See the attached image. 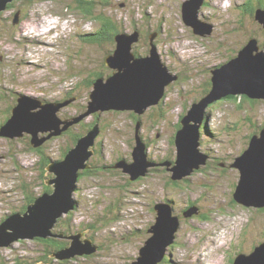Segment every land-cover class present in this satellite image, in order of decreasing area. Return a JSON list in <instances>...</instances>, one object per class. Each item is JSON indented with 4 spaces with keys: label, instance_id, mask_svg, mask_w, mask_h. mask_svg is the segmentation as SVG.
Masks as SVG:
<instances>
[{
    "label": "rangeland",
    "instance_id": "374dc122",
    "mask_svg": "<svg viewBox=\"0 0 264 264\" xmlns=\"http://www.w3.org/2000/svg\"><path fill=\"white\" fill-rule=\"evenodd\" d=\"M90 2H94L90 16L78 7V0H11L0 9V126L24 98L27 105H35L30 112L49 107L68 122L58 135L48 136L54 128L38 131L40 144L25 130L19 136L0 135V223L14 213H28L26 198L34 202L46 185L52 188L47 179L56 175L46 167L62 160L94 124L99 129L88 147L91 154L83 160L92 169H78L70 194L73 206L47 228L65 235L46 236L54 237L55 243L67 240L70 244L59 251L70 254L78 234L77 248L86 247L91 253L66 257L52 253L54 245L42 239L19 237L0 245V264H16V260L58 264L62 258L67 264H145L146 260L233 264L238 255L264 242V206H246L233 197L240 178L233 164L252 137L264 130V98L237 94L210 101L200 119L204 133L199 148L207 154L198 168L180 175L177 182L170 169L177 159L173 138L187 109L210 90L206 88L212 86L213 69L239 58L250 39L257 52H264V0ZM36 10L43 15L39 24L49 20V26L35 32L22 30L38 25L30 15ZM103 14L113 22L108 32L102 28L104 22L95 18ZM185 16L194 25L186 24ZM47 29L52 31L43 34ZM116 36L129 47L131 61L132 54L135 58L155 54L173 77L159 103L142 113L117 109L86 113L95 81L102 76L106 82L111 71H118L105 63L115 54ZM147 66L152 69L153 60ZM98 73L101 76L96 77ZM36 101L43 105L36 106ZM137 135L150 165L145 175L132 179L122 164L132 163ZM160 212L168 213L169 226L175 227L172 234L166 233L169 243L158 253L141 254Z\"/></svg>",
    "mask_w": 264,
    "mask_h": 264
},
{
    "label": "water",
    "instance_id": "95a60500",
    "mask_svg": "<svg viewBox=\"0 0 264 264\" xmlns=\"http://www.w3.org/2000/svg\"><path fill=\"white\" fill-rule=\"evenodd\" d=\"M5 1L0 0L1 9L5 7ZM188 17L190 18V16ZM192 17H194L193 14ZM183 20L186 24L194 25L191 18V22L188 21L186 16L183 17ZM248 47L251 50L249 49V52H246L245 55L241 52L238 59L231 58L220 69L212 70L214 75L210 90L199 100L192 103L190 109L180 119L181 126L174 135L178 157L170 168L173 172L171 175L173 180H176L179 175L189 174L191 170L199 166L200 158L204 155V152L199 148V139L203 134L200 129V119L205 107L211 103L210 101L221 96L226 97L237 94L254 97L258 95L257 88L262 90L264 98V52H257L251 39ZM254 50H256V53H253ZM120 54L131 55L129 47L118 43L114 56ZM141 63L145 66L144 60H141ZM153 63L154 66L151 70L146 67L138 70L141 81H138V79L136 81L132 77L136 73V68L134 70L130 60L116 64L119 71H116L112 76L108 75L106 82L103 81L102 76L95 81L96 89L95 92L93 91L92 97L96 105L93 101H89V108L86 113L109 109L133 110L142 113L147 106L159 103L164 95L165 85L169 83L173 76L167 74L159 56L156 59L154 58ZM111 66L113 67V64ZM151 72L153 73L154 83H152L150 91L147 86L152 81L149 74ZM113 82L115 83V93L112 92L111 87ZM155 87L158 88L157 92L154 90ZM18 100H20V97H18ZM21 102L26 105L29 103L26 98L22 99ZM36 105L43 104L36 101ZM31 113L13 107L8 121L0 126V135L14 133V135L19 136L22 135L24 130H27L32 133V139L36 140L39 130L46 131L54 128L55 133L51 132V134L58 135L62 129L68 127V122L57 117L55 110H51L49 107ZM61 124L63 125L61 126ZM139 127V124H137L136 130H139ZM98 132V126L94 124L89 131L85 132V135L77 140L74 148L68 151L61 162L50 163L46 167L56 175L54 178L47 179V183L54 182L53 192L50 195L43 193L31 205H28L26 209L28 215L25 212L23 215L14 213L2 221L0 223V245H6L19 237L28 238L32 235L43 236L45 234L61 235L60 233L52 234L47 231V228L50 227L52 220L62 214L61 211L71 207L69 193L73 186L72 182L77 176L76 170L78 167H85L83 160L91 154L88 147L93 144L95 135ZM40 141H38L39 144ZM136 143L132 152V163L129 165L127 163L122 164L124 169L132 174V179L145 175L150 165L149 160L146 161L144 157L142 145L139 143V135L136 136ZM233 165L240 172V180L233 192L234 200L246 206H264V130L261 131L260 136L254 135L252 137L250 146ZM166 215L158 213L157 222L152 226L153 234L145 240L144 246L139 251L141 254L154 253L157 247L155 242H161V239L165 240L167 231L172 230ZM5 228L12 231L6 232ZM73 247L77 250L71 251L70 254L91 253L90 249L81 251L77 248L78 246L74 245ZM70 254H65V256L68 257ZM237 257L238 259L234 264H264V243L255 246L250 255L240 254Z\"/></svg>",
    "mask_w": 264,
    "mask_h": 264
},
{
    "label": "bare ground",
    "instance_id": "6f19581e",
    "mask_svg": "<svg viewBox=\"0 0 264 264\" xmlns=\"http://www.w3.org/2000/svg\"><path fill=\"white\" fill-rule=\"evenodd\" d=\"M9 1H11V0H6L5 2H4V6L6 7V6H8V2ZM263 1V0H262ZM1 9V8H0ZM3 9V8H2ZM183 10V13H185V9L183 8L182 9ZM31 15V20H35V22H37L38 23V25H36L34 28H32V27H27V26H24L23 28H22V30H24V29H26V30H28V31H30V32H35V31H37L38 29H45L44 27L45 26H49V24L51 23V21H49V20H45L44 22H45V25L43 26V25H41V24H39V22H41L42 21V17H43V15H42V13H40L39 11H32V14H30ZM200 18V17H199ZM53 22V21H52ZM22 25V24H21ZM42 27V28H41ZM48 30L49 31H52L51 29H47V31H44V33L43 34H45V33H47L48 32ZM27 32V31H26ZM108 38V37H107ZM116 38V41H117V47H118V43L120 42V37H118V36H116L115 37ZM146 38V37H145ZM144 38V39H145ZM170 38V37H169ZM105 39V38H104ZM107 40V39H106ZM142 40V39H141ZM38 42H40V44L39 45H41L42 43H43V40H37ZM253 41V44H254V46H255V48L257 49V47H256V42L254 41V40H252ZM47 42V41H46ZM134 42V41H133ZM137 43V42H136ZM119 44H121V42L119 43ZM133 44V43H132ZM139 46V45H138ZM41 47V46H40ZM259 48V47H258ZM251 50V48H249L248 47V45L242 50V53L244 52V53H246V52H249L248 50ZM262 51H264V50H262ZM133 53V52H132ZM260 53H262V52H260ZM132 57H133V59H134V61H131L130 60V58H131V55H127V57H124L123 55H119V56H112L111 58H110V60H109V58L108 59H106V64H107V66L108 67H110V68H117V66H116V64H120L121 62H125V61H128V60H130L131 61V66H133L134 67V70H135V68H136V73L134 74V75H132V77L137 81V79H138V81H141V78H140V74H139V72H138V70L139 69H141V68H143V67H146V63H148V62H150V61H152V60H154V58L156 59L157 57H156V55L155 54H153L151 57H149V58H144V57H142V58H135L134 56H133V54H132ZM238 59V58H237ZM111 60H112V62H111ZM141 60H144V65L145 66H143L142 65V63H141ZM245 60L246 61H248V59L247 58H245ZM113 64V67L111 66ZM219 66V65H218ZM146 68H148V70H151V68L149 67V66H147ZM118 69V68H117ZM123 69H125V67H123ZM119 71V70H118ZM153 72V71H152ZM149 73L150 74V79L152 80V81H150L151 83H149V85L147 86L148 88H150V91H151V87H152V83H154V80H153V73ZM114 73H116V72H113V71H111V74L113 75ZM112 75H110V76H112ZM135 76V77H134ZM159 81V80H158ZM211 81H212V79H211ZM220 86H221V84H220ZM96 87V86H95ZM111 87H112V92L113 93H115L114 91L116 90L115 89V83L113 82L112 84H111ZM146 87V86H145ZM156 92L158 91V88L157 87H155V89H154ZM256 91H257V96H254V97H252V96H248V97H250V98H259V97H261V98H263V94H262V90H259L258 88L256 89ZM94 92H95V90H94ZM92 93H93V91L90 93V98L92 99V101H93V97H92ZM156 94V93H155ZM156 96H158L157 94H156ZM136 102H137V100H136ZM93 103H94V101H93ZM21 105L22 106H20L19 107V109L21 110V108H25L26 109V111L25 110H23V111H25V112H29L30 111V109H31V107H35V105H26V104H22L21 103ZM94 105H96L95 103H94ZM37 106V105H36ZM43 109V108H42ZM42 109H40V110H42ZM39 110V111H40ZM53 110H55V109H53ZM32 114V113H31ZM205 118V117H204ZM137 119V118H136ZM205 120V119H204ZM255 121V120H254ZM137 122V121H136ZM206 122V121H205ZM264 122V121H263ZM137 124H139V121L137 122ZM52 129V128H51ZM208 129V128H207ZM25 131H27V130H25ZM39 131H43V130H39ZM46 131H50V130H46ZM27 132H29V131H27ZM30 134H32L31 132H29ZM52 133H55V132H52ZM211 133V132H210ZM14 134V133H13ZM13 134H10V135H7V136H12ZM4 135H6V134H4ZM48 136H51V132L48 134ZM82 137V136H81ZM242 137V136H241ZM250 137V136H249ZM45 138V137H44ZM43 138V139H44ZM174 139V138H173ZM250 139V138H249ZM37 140V141H36ZM36 140H34L33 139V142H35V143H37L38 141H39V139H38V133H37V139ZM143 142H145L144 140H143ZM148 142V141H147ZM43 144V143H42ZM148 144V143H147ZM246 145V144H245ZM73 149V148H72ZM177 157H178V155H177ZM63 159H64V157H63ZM62 159V160H63ZM240 159V157L239 158H237L235 161H238ZM62 160H58V161H54V162H52V163H56V162H61ZM84 161H85V159H84ZM83 161V163L85 164V167L87 166V168H90L89 167V164H87V163H85ZM132 161V160H131ZM164 161V160H163ZM150 163V162H149ZM156 165V164H155ZM155 167V166H154ZM80 167H78L77 168V170H76V172H77V176H76V178H75V180H74V182H72V189L70 190V193H69V198H70V206L72 207L73 205H72V202H74L72 199V196L70 195L71 194V192H72V190H74L73 189V187L75 188V181H76V179H77V177H78V175H79V173H78V169H79ZM157 168V167H156ZM131 174V173H130ZM131 176H132V174H131ZM180 176V175H179ZM55 177V176H54ZM54 177H51V178H54ZM139 177V176H138ZM50 178V179H51ZM131 178V177H130ZM240 180V179H239ZM239 182V181H238ZM49 183H51V184H54V182H49ZM164 184H166V183H164ZM171 186V185H170ZM169 186V187H170ZM47 188H48V186H46ZM171 188V187H170ZM43 192V191H42ZM51 192H53V185H52V191H50V192H44V194H47V195H50L51 194ZM41 196V195H40ZM40 196H38V197H40ZM37 197V198H38ZM33 203V202H32ZM32 203H30L29 205H31ZM70 207V208H71ZM259 207H263L262 205H260ZM69 208H67L65 211H61V213L62 212H66L67 210H68ZM165 211H166V209H164ZM264 210V209H263ZM162 215L163 214H165V213H163V212H160ZM182 213V212H181ZM16 214H20V213H16ZM27 215H28V213H26ZM167 215H166V217L167 218H169L168 217V213H166ZM23 215V214H22ZM60 215V214H59ZM62 216V215H61ZM159 217V216H158ZM157 217V218H158ZM165 217V218H166ZM181 218H183V217H181ZM156 222H157V220H156ZM170 224V223H169ZM174 228L175 227H173L172 228V230L171 231H167L169 234H172V231L174 230ZM152 230V229H151ZM48 231V230H47ZM53 234V233H52ZM56 234H58V233H56ZM61 234V233H60ZM38 235H32V236H30V237H37ZM43 236H47V234H45V235H43ZM51 236H53V235H51ZM72 237H74V235H72ZM75 238V241L73 242V246L74 245H76V246H78V243L80 242L78 239V234L76 235V237H74ZM159 240L161 239L160 237L158 238ZM161 240H163V239H161ZM156 243V250L154 251V253H158L160 250L159 249H161V248H164L165 247V245L167 244V243H169V239H167V240H165V241H161V242H155ZM261 243H264L263 241H261ZM260 243V244H261ZM260 244H258V245H256V246H259ZM73 248V247H72ZM79 248V247H78ZM86 248V247H85ZM84 248V249H85ZM255 248V247H254ZM74 249V248H73ZM87 249V248H86ZM76 250V249H75ZM254 249H252L250 252H246V253H242V255H250L251 253H252V251H253ZM81 251H83V250H81ZM91 251V250H90ZM56 253H59V254H65V253H62V251H60V252H56ZM55 253V254H56ZM85 253V252H84ZM84 255V254H83ZM157 255V254H156ZM155 254H154V256H156ZM64 255H61V257H63ZM159 258V257H158ZM238 259V258H237ZM237 259H236V261H237ZM157 259H153V261L155 262ZM148 260H146V261H144L145 262V264H149L148 262H147ZM235 261V262H236ZM234 262V263H235ZM233 263V264H234Z\"/></svg>",
    "mask_w": 264,
    "mask_h": 264
},
{
    "label": "trees",
    "instance_id": "16d2710c",
    "mask_svg": "<svg viewBox=\"0 0 264 264\" xmlns=\"http://www.w3.org/2000/svg\"><path fill=\"white\" fill-rule=\"evenodd\" d=\"M91 0H78V7L79 8H81L82 9V12L84 13V14H89V16L93 13V8H91V6H93V3L95 2H90ZM84 3V4H83ZM10 4H8V6H9ZM90 10H91V13H90ZM88 16V15H87ZM96 19H99V20H101L102 22H104V25H106L105 27H102L104 30H105V32H108V28L110 29L111 27H112V20L110 19V17H108V16H106L105 14H103V15H96V17H95ZM111 26V27H110ZM112 32H114V29H113V31ZM113 35H114V33H112ZM261 48V47H260ZM106 63V62H105ZM107 65V64H106ZM98 76H101V73H98V74H96V77H98ZM210 87H211V85L209 86V88L207 89L206 88V91H208L209 89H210ZM243 96L245 95V94H242ZM234 95H228V96H226V97H233ZM160 110H161V107H160ZM188 110V109H187ZM161 114V113H160ZM137 118V117H136ZM139 121V120H138ZM92 124L90 123L89 124V126H91ZM177 126V129L178 128H180V126H181V123H180V121L178 122V124L176 125ZM83 129V128H82ZM83 133V132H82ZM204 133V132H203ZM253 133H251V135H252ZM79 135L77 134V136L76 137H74V139H76L77 137H78ZM248 142H249V140H248ZM63 154H65V150H63V153H62V156H63ZM43 160H44V163H46L47 162V159H44L43 158ZM157 167V166H156ZM90 170L92 169L91 167L89 168ZM88 169V170H89ZM89 170V171H90ZM88 172L86 171L84 174H87ZM80 175H82V172H81V174ZM81 177V176H80ZM44 181H45V183H46V180L44 179ZM178 181V180H177ZM176 180H175V182H177ZM174 184H176V183H174ZM45 186V185H44ZM46 186H48V185H46ZM45 186V192H47V190H49L50 188H51V186H48V188ZM51 190H52V188H51ZM25 194H28V191H26L25 192ZM27 200H26V202H27V204H26V207L30 204V203H32L33 202V200L31 199L30 200V197H28V198H26ZM25 207V208H26ZM264 209V208H263ZM51 236V235H50ZM36 239H42V240H44V241H46L47 242V245H50V246H52V245H54V247H53V249L51 248V250L53 251L52 253H56V252H60L59 251V249H61L62 247H65L67 244H70L69 242H67V240H65V241H62V242H56L55 243V240H54V237H46V236H40V235H38L37 236V238ZM64 242V243H63ZM253 248V247H252ZM63 253V252H62ZM49 260V259H48ZM66 260L67 259H65V258H62V259H60L59 261H58V264H67L66 263ZM17 261V263L16 264H27V263H29V262H26V261H24V262H22V261H18V260H16ZM233 262V259L231 260V263ZM46 263L47 264H54L55 262H52V261H50L49 263L46 261ZM38 264H40V263H38Z\"/></svg>",
    "mask_w": 264,
    "mask_h": 264
},
{
    "label": "flooded vegetation",
    "instance_id": "af4514ba",
    "mask_svg": "<svg viewBox=\"0 0 264 264\" xmlns=\"http://www.w3.org/2000/svg\"><path fill=\"white\" fill-rule=\"evenodd\" d=\"M61 235H65V234L62 232ZM28 264H31V263H28Z\"/></svg>",
    "mask_w": 264,
    "mask_h": 264
}]
</instances>
